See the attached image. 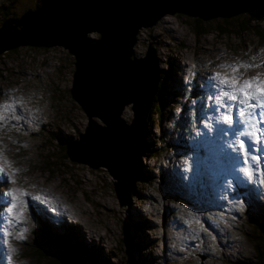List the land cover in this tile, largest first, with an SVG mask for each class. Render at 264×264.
Returning <instances> with one entry per match:
<instances>
[{
    "label": "rangeland",
    "instance_id": "rangeland-1",
    "mask_svg": "<svg viewBox=\"0 0 264 264\" xmlns=\"http://www.w3.org/2000/svg\"><path fill=\"white\" fill-rule=\"evenodd\" d=\"M259 1L250 3V8L222 7L228 11L227 14L210 16L209 19L200 17L199 14H203L193 7L189 9V14L179 11L185 5L177 0L156 3L159 5L156 12L163 15L140 25L134 43L128 36L124 40L126 53L128 50L133 52L132 60L138 58L141 62L146 61L140 71L136 70L142 82L147 70L151 74L152 84L141 82L122 93L121 97L124 95V98L119 101L117 108L124 105L120 118L128 126L122 125L117 117L113 121L114 129L107 130L99 116L89 118L71 99L69 90L75 70L74 55L60 44H49L53 38L44 41L45 46L20 45L0 54V102L13 97H24L27 101L26 106L19 109L22 119L12 122L19 127V131L13 128L10 132H0L6 154L14 166L27 171L21 173L23 179L14 184L5 183L8 176L0 174V201L10 200V197L2 195L9 188L24 187L30 193L29 197L24 198L27 200V208L23 213L25 219L14 225L5 222L13 235L18 230L27 229L26 239L11 240L19 256L14 255L11 262L7 261L5 247L0 246V264H52L50 260L59 257L54 251H50L48 258L29 256V250H33L31 245L35 244L32 231L37 226V221L31 215V207L36 213L44 210L49 216V223L54 217L60 225L73 228L74 239L69 238L66 243L78 246L82 254L88 253L86 256L95 253L92 260H85L83 264H129L130 259L134 264H249L256 260V244L264 250V243L258 240V234H252L251 221L264 225V184L259 183V180L264 179V173L254 175L249 180L240 170L245 165L241 157L234 155L232 147L237 138L230 133L232 125L222 119L226 109L215 111L218 102L208 97L214 96L216 92L210 87L209 77L219 70V64L237 62V57L240 61H248L251 55L264 58V52L260 51L264 44L257 41L255 36L243 39L236 35H218L216 32L217 24L221 22L217 20L233 17L237 11L246 10L247 13ZM34 4L35 0H0V9L4 12L12 8V15L20 16L34 11ZM38 16L30 15L28 20L25 19L29 28ZM196 18L203 21L199 26V34L194 29L193 20ZM8 19L0 25V49L28 40L25 36L27 26L24 32L3 31L5 25L20 30L14 22L7 23ZM133 23L131 21L129 25L134 26ZM61 30L55 33L58 35L56 37L63 38L68 34L64 26ZM87 36L91 39L100 38L96 31L87 33ZM148 52L149 56H146ZM152 60H157V65H152ZM124 63L127 64L126 61ZM167 70L172 73V79L166 87L177 89L181 98L185 94L190 96V92L185 89L193 85L203 91L198 94L197 103L185 102L188 123L178 122L181 124L178 130L175 129L178 125L173 124L169 108H172L174 117H178L180 103L186 97L172 103L169 101L170 104L163 110L165 115L159 127L151 124L150 138L160 137L161 142L154 145V148L161 147L160 153L145 161L140 159L144 167L152 170L147 181L139 183L132 180V175L137 172L139 164L137 156L142 144L143 124L153 102L156 76H162ZM258 71L261 69L253 68L246 75L254 76ZM175 78L176 83H173ZM131 99L135 101V111L132 110L134 105L129 101ZM94 105L91 111L97 114L101 104L96 102ZM104 113L109 117L113 108L109 109V113L104 110ZM196 113L200 115L198 119ZM203 119V123H200ZM89 126L94 128L90 132L87 131ZM119 129L127 132L131 129L135 134V141L129 143L128 140V156H123L124 146L117 144L116 131L119 134ZM59 133L64 136L63 139H58ZM178 134L189 140V144L216 149L222 165L225 163L228 171L216 169L213 157L203 159L193 152L179 153L184 156L175 157V151L171 152L172 149L165 148L163 143L176 139L172 141L175 144L181 138ZM73 141L80 143L82 154L73 152V148L69 149ZM113 144L112 153L126 165L124 169L121 164V170H118L122 171V179L126 180L120 182L118 187L114 184L117 180L107 169V157ZM105 149L110 152L105 154ZM65 151L72 152V160L69 157L65 159ZM83 154L85 160L92 158V161L84 162ZM201 160L210 166V177L206 179L199 175L203 173L199 171ZM8 172L11 173V169ZM165 174H175L174 181L169 182ZM226 178H233V182L226 181ZM133 187L136 190L134 196ZM176 189L184 190L186 196L169 194ZM116 192L122 199L118 198ZM127 192H130L128 201L125 196ZM38 193L49 200L36 201L31 198ZM249 202L251 204L247 206ZM0 209L6 211V204L0 203ZM77 227L81 233H78ZM81 253L76 252L78 256ZM69 259H72L67 260L69 264H81L75 256Z\"/></svg>",
    "mask_w": 264,
    "mask_h": 264
},
{
    "label": "water",
    "instance_id": "water-1",
    "mask_svg": "<svg viewBox=\"0 0 264 264\" xmlns=\"http://www.w3.org/2000/svg\"><path fill=\"white\" fill-rule=\"evenodd\" d=\"M163 1L171 2L176 0H94L91 2V6H94L91 10L88 9L84 10L83 8L80 9V7L76 8L71 6L70 8H68V10L66 11L62 10L58 13L56 12L59 10V8L56 9L53 7V5L50 4L43 6L41 0H35V4H34L35 9H33L34 11H31V13L29 12V14L26 12H25L26 14L23 13L22 16L20 17L21 19L19 18L11 21H9L10 19H8V22L6 21L7 23L14 22L15 23L14 25L19 26L20 30H16L15 27H13L12 25L8 27L5 25L4 27L7 28L6 32L8 31L10 32L15 31L17 33L24 32L26 31L25 29L28 23L27 17L30 15H40L36 20L38 24H42V26L44 27L37 28L33 24V27L31 28L35 32V34H33V31H31V29L27 26V31L25 33V36L28 37V40L19 41L12 45L10 44L11 46H3L4 48L0 49V54L7 49L14 50V48L20 45L45 46L43 44L44 41L53 38L52 40H50V42L52 43L49 44L51 45L60 44L65 48H67L70 54L74 55L75 70L72 78V86L69 90L71 99L77 102L79 107L82 108L88 114L89 118H91L93 115L99 116L101 120L106 124L107 127L105 128L109 130L108 127L109 120L107 116H104L106 115L104 113V110H106L109 113V109L113 108V113L115 118L117 119V117H119V119L121 120L120 115L122 114L121 112L124 105L118 108H117V104L105 106L104 102L107 100H111V97L109 99L105 97L106 96L114 97L115 93L117 92L116 85L119 82L123 83L121 78L117 79L119 73L124 78L127 74L131 75L132 73H134V71L135 72L140 71V69H136L137 62H139L140 67L142 66L140 64L142 60L138 58L136 59L133 58L132 60L131 58L133 55L132 50L130 51L128 50V52L126 53V49H125L126 42H124V40L130 37L132 38V42L134 43L135 42L134 36L140 25H145L148 19L153 21L154 19H158L159 17H161V15L163 14L156 12L157 7L159 6L156 3ZM177 1H180V3L189 1L188 4L185 3L184 7H180L179 11L189 14L190 13L189 9L191 10L193 7L194 10H197L199 13L203 14L202 16L199 14L200 17L208 18V19L210 16H215V15L223 16L227 14L226 12L228 11H224L222 7L225 6L227 7L230 5V1L228 0H197V1L177 0ZM45 2H48V0ZM55 2L57 1L55 0ZM195 5L197 6V9H195ZM110 6H113L114 11L120 13V15L123 17H112L107 15V9ZM203 6L205 7L203 8ZM233 8L234 6H232V9ZM81 11H84L85 14H84V19H81V24H79L78 15ZM245 11L246 10H242L241 12L244 13ZM249 11H253V8ZM237 12L240 13V11ZM124 16H126V19ZM127 19L128 21H126ZM131 21L134 22L133 23L134 26L129 25ZM61 24L65 28H67V30H65L66 33L68 31V34L67 35L65 34L66 36L64 35L63 38L62 36L56 37L58 35L55 34V33H59V31H62L61 29L63 28V26ZM9 27L11 30H9ZM115 29H117V31H115ZM93 31L98 32V35L100 36L99 39H93V38L91 39L87 36V33ZM122 31H125V33H123ZM67 37L69 38V40L67 39ZM37 38L38 39L41 38V39L37 40ZM46 46L49 45L47 44ZM146 56H149V52L147 53ZM125 61L127 62V64L124 63ZM155 61L156 62L153 63L157 65V60ZM97 73L100 75V77L104 78L105 82L100 83V80L98 78L99 75ZM128 75L125 78L128 79ZM156 77H158L156 81L158 83L160 76H156ZM129 79L131 80V77H129ZM110 91H111V95H110ZM105 92H107L106 93L107 95H104ZM120 95H122V92H120L119 96ZM131 100L129 101H131L134 105V107L132 106L133 107L132 110L135 111L134 109L135 101L133 99ZM96 102H99L101 104V108L97 114H92L93 112L91 111V108H94L95 106L94 104ZM119 103L120 102H118V105ZM134 113L136 115V112ZM121 121H122L121 122L122 125L124 126L127 125L125 122H123V120ZM93 126H89V128H87V131L89 132L92 131L94 129L92 128ZM144 129L145 127L143 126V133H144ZM143 133L141 135V139L143 137ZM79 144H80L79 142L73 141L70 144L69 149L73 148V152L78 151V154H82L83 150ZM141 146L139 148H141ZM139 151L137 156L138 161L140 158ZM66 153L69 157V160H72L73 159L72 152L67 151ZM78 154H74V155H78ZM83 161L89 163L92 161V158H88L87 160H85L83 154ZM127 162L128 165L129 164L128 157H127ZM90 165L93 166L92 164ZM107 169L117 180L116 183H114L116 184V187L120 186L119 184L120 182L126 181L122 179L124 178V176L122 175V171H118L119 169L118 166H116L115 162L113 165L108 163ZM131 174L129 175L128 173L129 177L131 176ZM132 176H134V174ZM134 177L132 179L133 181H135ZM133 181L131 182L132 186H133ZM126 184H128V181ZM116 194L118 195V198L122 199L119 193L116 192ZM129 195L130 192H127V194L125 195L127 196L126 201H128ZM129 264H134L131 259L129 260Z\"/></svg>",
    "mask_w": 264,
    "mask_h": 264
},
{
    "label": "snow or ice",
    "instance_id": "snow-or-ice-1",
    "mask_svg": "<svg viewBox=\"0 0 264 264\" xmlns=\"http://www.w3.org/2000/svg\"><path fill=\"white\" fill-rule=\"evenodd\" d=\"M264 52V48L260 49ZM247 55V54H246ZM259 61V62H257ZM209 77L210 87L216 89L214 96H209V100L218 102L215 111L220 108L226 109L222 119L230 126L234 123L242 126L241 129L233 128V134L237 137L232 147L234 155L241 157L245 165L240 169L249 180L264 173V58L258 55L249 56L248 61L223 62L218 66ZM261 69L254 76L246 75L251 69ZM27 101L24 97H13L0 102V132L12 131L19 127L14 125L13 121H20L22 113L19 109L25 107ZM233 110L239 119H234ZM11 139V137H9ZM26 147V146H24ZM10 151V150H9ZM187 163V162H186ZM11 169V173L8 172ZM27 169H21L14 166V162L6 154V146L0 138V174L7 175L5 183H16L22 180L20 175ZM15 175V178L13 176ZM264 184V179L259 180ZM3 196L10 197V200L0 201L6 204V211L0 209V246L5 247L7 261L11 262L13 256H19L16 247L11 243L12 239L22 241L26 239L27 229L18 230L15 235L5 226L14 225L25 219L23 213L27 208V200L30 193L24 187L9 188ZM36 201H48L49 198L42 194H36L31 197ZM199 223V221H197Z\"/></svg>",
    "mask_w": 264,
    "mask_h": 264
},
{
    "label": "trees",
    "instance_id": "trees-1",
    "mask_svg": "<svg viewBox=\"0 0 264 264\" xmlns=\"http://www.w3.org/2000/svg\"><path fill=\"white\" fill-rule=\"evenodd\" d=\"M11 3H13L11 1ZM15 5V3H14ZM1 11V9H0ZM12 11L13 9L11 8V10L9 9H5L4 12L1 11L0 12V25L1 23H3L4 20H6L7 18H10V20H15V19H19L22 14L20 16L17 15H12ZM221 21V22H220ZM193 22L195 23V32L199 34L200 29L199 26L202 24V19L196 18L193 20ZM216 22H220L217 24V28H216V32L218 35H223V36H238L241 38H245L246 36H255L257 38V41H260L262 44H264V0H260L259 3L253 8V11H248L247 13H236L233 17H227V18H221V20H217ZM216 24V23H215ZM222 24V25H221ZM172 79V73L170 71H165L164 74L159 77L158 83L156 82L155 85V91H154V95L152 97V104L150 106V110H149V115L148 118L146 117V120L144 121V133H143V137H142V146L140 148L139 151V164L137 167V172L134 174V180H136L137 182L141 183L142 181L145 182L147 181V178L151 176V170L149 168L144 167V165L142 164L143 161H145V159H151L153 157H157L160 153V149L159 148H154V145L156 142L160 143L161 139L158 136V138L154 137V138H150V126L152 123L154 127L156 126H160L161 120L164 117L165 113H164V109L166 108V105H169V101H180L181 95L178 96V90L177 89H169L167 86V83L169 80ZM196 79V78H195ZM177 78H175L173 80V83H176ZM190 92V96H186L185 101L180 103V113L178 114V117H174L173 115V111L172 108H169V110L172 113V118H173V124L174 125H178L177 127H175L176 130H178L179 127H181V124H187L188 123V114L185 113L186 110V105L185 102L186 101H190L193 104L198 102V94L202 92V89H200L197 85H193L189 90H187ZM172 103V102H171ZM176 106V105H174ZM179 106V105H178ZM194 107L192 106V109ZM195 109V108H194ZM198 110V109H196ZM189 113V112H187ZM200 117L199 114L196 113V118L198 119ZM205 119V117H203ZM148 119V120H147ZM203 120L199 121L200 123H203ZM176 122H181L176 124ZM180 134H178L179 136ZM181 138H179L177 140V142L175 144H172V141L176 140V139H172V140H167L165 141V143H163V145L165 144V148L168 149H172L171 152L175 151V157H179L184 156L183 154H179V153H187V154H191L192 152L195 154H198L200 156V158L203 159H211L210 157H213L214 161L213 163L216 166V169L222 170V171H228L225 169V163L222 165L221 163V157L219 155V153L217 152L216 149H211L208 147H203L201 144H189V140H186L185 138H183L182 135H180ZM201 136V135H199ZM58 139H63L64 136H62V134H58L57 135ZM171 141V142H170ZM172 145V146H171ZM177 149V150H176ZM163 151V149H162ZM165 151V150H164ZM68 155L65 151V159H67ZM207 157V158H206ZM141 160L142 163H141ZM54 164L59 165V167L61 166V164H57L56 162H54ZM64 166V165H62ZM209 166V165H208ZM206 165V163L204 162V160H201L199 163V171H202L203 173H199L200 177H206L209 176L208 175V167ZM169 170L172 171V169L169 167ZM219 174V172H217ZM176 175H178L177 173H175ZM175 174L172 176L170 174H165V177L169 178V182H173V177L175 176ZM221 174V173H220ZM164 175H162V178H165ZM210 177V176H209ZM227 177V176H226ZM226 181H230L231 183L233 182V178H226ZM142 182V183H143ZM239 191L241 192V189H239ZM133 192V196L135 195L136 190L132 189ZM179 193V194H178ZM183 193V194H182ZM170 195L172 196H178V197H184L186 196V193L184 190H172L170 193ZM183 195V196H182ZM208 193L206 192L205 196H207ZM244 198V197H243ZM251 204V202H249V204L247 206H249ZM253 208V206H252ZM34 215H36V219H38V223L36 228L33 229L32 233L34 234L33 237H35V244L31 245V247L33 248V250H29V256L32 258L35 257H44V258H48L50 255V251H54L55 253H57V255H59L58 258L56 259H52L50 260V263L52 264H69L67 262V260H70L69 258L71 257H77L81 264H83V261L87 260H92V257L94 256L95 253L90 254L88 256H86V254H88L87 252L85 254H82L79 249L78 246L73 245L72 243L67 244L66 240L71 238L74 239V236L72 235V231L73 228H69V227H65L64 225H60V223L58 224V226H54L52 227L50 225V230L49 227L47 225V220L45 219V217H41L40 219L37 217V213L35 209H32ZM250 213V211L248 212ZM67 225V224H66ZM68 226V225H67ZM251 226L253 229V233L252 234H258V240H260L262 243H264V225H260V224H255L254 222L251 221ZM67 244V245H66ZM56 249V250H55ZM92 250V249H91ZM94 251V250H93ZM92 251V252H93ZM76 252L81 253V259L80 257L76 254ZM256 260L253 263H249V264H264V250L261 247V245L256 244ZM72 260V259H71ZM70 260V261H71Z\"/></svg>",
    "mask_w": 264,
    "mask_h": 264
},
{
    "label": "bare ground",
    "instance_id": "bare-ground-1",
    "mask_svg": "<svg viewBox=\"0 0 264 264\" xmlns=\"http://www.w3.org/2000/svg\"><path fill=\"white\" fill-rule=\"evenodd\" d=\"M45 1H47V0H41V3H42V5L44 6V5H53V7L54 8H56V9H58V8H61V9H59V11H66V10H68V8H70L71 6H73V7H80V9L81 8H83L84 10L85 9H88V10H91L94 6H91V2L92 1H94V0H59V1H57V3L55 2V1H52V0H48V2H45ZM228 1H230V5L229 6H241V7H248V8H250V3H252L253 1H255V0H228ZM185 3L186 4H188L189 3V1H185L183 4L185 5ZM55 4V5H54ZM114 6V5H113ZM113 6H110V7H108V9H107V15H109V16H112V17H123V16H121L120 15V13H117L116 11H114V7ZM42 7V6H41ZM205 6H203V8H204ZM195 9H197V6L195 5ZM78 10V9H77ZM84 14H85V12L84 11H81L80 13H79V15H78V18H79V21H78V23L79 24H81V19H84ZM57 16V15H56ZM125 17V19H126V16H124ZM126 21H128V19L126 20ZM28 22V21H27ZM77 23V24H78ZM34 26L35 27H44V26H42V24H38V22H37V20L35 19L34 20ZM33 24L31 25V28L33 27ZM123 25V24H122ZM30 28V29H31ZM41 29V28H40ZM9 30H11L10 29V27H9ZM123 30V29H122ZM133 30V29H132ZM3 31H7V28H5ZM115 31H117V29H115ZM120 31V30H119ZM123 33H125V31H122ZM129 35V34H128ZM145 62L146 61H144V62H141V65L143 66V64H145ZM152 65H153V60H152ZM153 67V66H152ZM97 69H98V67H97ZM136 69H142L140 66H139V62H137V64H136ZM98 74V73H97ZM99 75V74H98ZM128 75V74H127ZM126 75V76H127ZM125 76V77H126ZM149 76H151V74L149 75V73H148V71L146 70L145 72H144V79H143V82H144V84H147V85H150V84H152V79L149 77ZM123 78L122 76H121V74L119 73V75H118V78L117 79H119V78H121V80L123 81V83H118L116 86H117V92L115 93V96L113 97V96H106L105 98H110L111 97V100H107V101H105L104 102V105L105 106H109V105H115V104H118V102L122 99V98H124V95H123V97H121V95H120V98H119V94H120V92H122L123 94H124V92L129 88V87H132V85L133 86H137V85H140L141 84V82H142V80H141V78L139 77V75H138V73L137 72H135L134 71V73H132L131 75H128V79L127 78ZM129 77H131V80L129 79ZM99 80H100V83H103V82H105V80H104V78L103 77H100V75H99ZM147 78H148V80H147ZM132 82V83H131ZM143 82H142V84H143ZM132 84V85H131ZM109 90V89H108ZM107 90V91H108ZM120 91V92H119ZM107 92H105L104 93V95H107L106 94ZM103 95V96H104ZM110 95H111V91H110ZM132 101V100H131ZM110 110H112L111 108H110ZM137 111V110H136ZM136 115H137V113H136ZM104 116H107V114L106 115H104ZM114 118H115V116H114V113H112V115H109V117H108V120H109V125H108V127H109V129H111V128H113L114 129V126H113V121H114ZM116 131V130H115ZM119 131H120V133L118 134V132L116 131V134H117V144H119V145H124V147H123V156H124V154H126V152H128V140H129V142H131V141H135L136 140V137H135V134L133 135V132H131V129L127 132V131H122V130H120L119 129ZM122 131V132H121ZM115 147V144H113V146H112V148H111V152L109 151V150H106L105 149V154H106V152L108 151V152H110V155L107 157L108 158V160H109V163L111 164V165H113L114 164V162H115V160H119L118 161V164H116V162H115V164H116V166H118V169L119 170H121V164H122V166H123V168L124 169H126V165L124 164V163H121V161H120V159H119V157L117 156V155H114L113 153H112V150H113V148ZM115 154H116V151H115ZM110 157H111V159H110ZM113 159V160H112ZM130 170V169H129ZM78 228V227H77ZM77 231H78V233H81V229H77Z\"/></svg>",
    "mask_w": 264,
    "mask_h": 264
},
{
    "label": "clouds",
    "instance_id": "clouds-1",
    "mask_svg": "<svg viewBox=\"0 0 264 264\" xmlns=\"http://www.w3.org/2000/svg\"><path fill=\"white\" fill-rule=\"evenodd\" d=\"M160 76V75H159ZM190 89V87H188V88H186L185 90H189ZM203 91V90H202ZM185 92H187V91H185ZM182 96V95H181ZM184 97H186V94H185V96H183L182 98H184ZM205 118H207V117H205ZM32 207L30 208V210H31V215H32V217L37 221V223H38V219H36L35 217H36V215H34V213H33V211H32ZM45 217V219L47 220L46 222H47V225H48V227L51 225L52 227H54L53 225H56V224H59V221H58V219L56 220L54 217H52V220H51V222L49 223L48 222V214L47 213H45V211L44 210H41L40 211V213H37V217L40 219L41 217Z\"/></svg>",
    "mask_w": 264,
    "mask_h": 264
}]
</instances>
